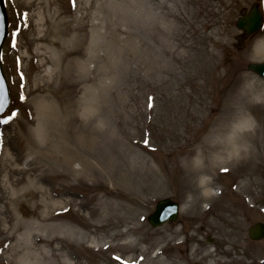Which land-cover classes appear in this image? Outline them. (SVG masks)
Returning <instances> with one entry per match:
<instances>
[{
  "label": "rangeland",
  "instance_id": "obj_1",
  "mask_svg": "<svg viewBox=\"0 0 264 264\" xmlns=\"http://www.w3.org/2000/svg\"><path fill=\"white\" fill-rule=\"evenodd\" d=\"M5 1L0 264H264V239L248 235L264 222V96L248 97L262 108L237 132L248 148L199 155L228 135L220 112L237 79L239 91L264 90L248 68L264 61V27L244 37L236 26L258 0H208L207 29L228 35L219 48L207 39L218 58L197 78L185 46L188 20L201 19L194 1ZM201 166L213 193L197 200ZM165 197L180 202L179 219L154 228L147 217Z\"/></svg>",
  "mask_w": 264,
  "mask_h": 264
},
{
  "label": "bare ground",
  "instance_id": "obj_2",
  "mask_svg": "<svg viewBox=\"0 0 264 264\" xmlns=\"http://www.w3.org/2000/svg\"><path fill=\"white\" fill-rule=\"evenodd\" d=\"M187 1L188 2L194 1V3H198L197 16L201 17V19H198V20H193V21H191V19L188 20L190 24V26L188 27L190 30V33H188L185 36L186 48H190L191 50H193V54L189 56V60L192 61V63L195 65V69L191 67L192 69L189 70V76L190 78H197L198 74L205 73V71L209 69V66L212 67L213 65H215L216 64L215 61L218 58V53L215 52V49L209 50L207 48L208 47L207 39H209L210 41H213L214 48L216 47L219 48L223 43L224 36L228 34L226 33V31L221 32L220 34L222 36L215 40L214 34L216 33L213 31H209L207 29L208 27H212L215 23L214 21L216 20L214 18V14H215L214 9L208 8V7L205 8V4L208 2V0L207 1L206 0H187ZM210 32H212V34H210ZM256 47H257L256 53L260 56L264 55V37L257 40ZM215 68L216 66L213 67V70ZM239 81L240 80L237 79V81L231 88L229 102L225 106V108H223V111L220 112L221 119L223 120L222 122H225L227 124L230 122L233 123L229 130L230 133L228 131V135L225 137H222L225 133V130L224 128H221V130H219L217 133L220 136L218 138L219 140L218 143H212L211 141H207V143H203L200 147L202 150L199 155H203L206 152H214V151H218L217 153H213L215 156L224 155L226 154V152L231 153L232 155H235V154H239L240 152L242 153V151L248 148V146H246V143L243 141L244 140L249 141L251 137L242 135V134L237 135V132H239V130L249 129L257 123V118L253 114V108H256V109L262 108L264 107V104L261 103L263 105L262 107H259L260 105H255L253 103H250V101H248V97L253 93H257L260 96H264V90H261L260 87H258L257 85H251L248 89H245L244 91H239V88H240ZM189 99H190L189 100L190 107L194 111H196L197 105L199 104L198 99L194 97L193 95H190ZM193 110L190 112V116L192 118H195L197 114L194 113ZM196 153H198V151ZM222 160L224 159L222 158ZM83 162L85 163V161ZM225 164L227 165V163ZM89 167H91L90 164H89ZM214 167L216 168V165ZM84 168L87 170L86 165H84ZM215 168L212 167V170H214ZM197 170L204 172L203 174L204 177H202L201 183L205 184L206 188L204 189L205 191L203 193L201 192L199 193L198 190L193 189L192 187L191 189L193 190V193H196L195 198L197 200L207 199L213 193V190L211 189V186H212L211 180L210 178L208 179L207 177H205L208 175V174L206 175V172L208 171V169L204 166H201V167H198ZM46 217H48V215ZM77 231L79 230L78 229L75 230V233ZM81 236L83 238V241H85L88 238L89 233L87 231L83 232ZM25 258H28V252L26 251L24 252V256L20 258V260L21 261L25 260ZM29 264H32V263H29Z\"/></svg>",
  "mask_w": 264,
  "mask_h": 264
},
{
  "label": "water",
  "instance_id": "obj_3",
  "mask_svg": "<svg viewBox=\"0 0 264 264\" xmlns=\"http://www.w3.org/2000/svg\"><path fill=\"white\" fill-rule=\"evenodd\" d=\"M237 27L245 30L246 34L257 32L263 25V15L259 10V3H255L249 13L243 14L237 20ZM7 11L4 0H0V115L7 109L10 103L8 82L1 65V51L8 32ZM249 68L264 77V62L250 63ZM178 202L172 198H164L157 202L155 210L149 215V222L153 227L165 224L168 220L175 221L178 216ZM252 239L264 238V223L258 222L249 228Z\"/></svg>",
  "mask_w": 264,
  "mask_h": 264
},
{
  "label": "clouds",
  "instance_id": "obj_4",
  "mask_svg": "<svg viewBox=\"0 0 264 264\" xmlns=\"http://www.w3.org/2000/svg\"><path fill=\"white\" fill-rule=\"evenodd\" d=\"M188 200H191V194H189L188 195V198H187ZM186 207L188 206V204L186 203V205H185Z\"/></svg>",
  "mask_w": 264,
  "mask_h": 264
},
{
  "label": "snow or ice",
  "instance_id": "obj_5",
  "mask_svg": "<svg viewBox=\"0 0 264 264\" xmlns=\"http://www.w3.org/2000/svg\"><path fill=\"white\" fill-rule=\"evenodd\" d=\"M13 115H15V113H13ZM9 119H11V117H9Z\"/></svg>",
  "mask_w": 264,
  "mask_h": 264
}]
</instances>
